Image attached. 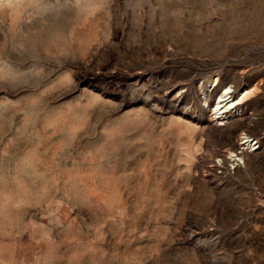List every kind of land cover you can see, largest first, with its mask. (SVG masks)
<instances>
[{"label": "rangeland", "instance_id": "1", "mask_svg": "<svg viewBox=\"0 0 264 264\" xmlns=\"http://www.w3.org/2000/svg\"><path fill=\"white\" fill-rule=\"evenodd\" d=\"M0 264H264V0H0Z\"/></svg>", "mask_w": 264, "mask_h": 264}, {"label": "bare ground", "instance_id": "2", "mask_svg": "<svg viewBox=\"0 0 264 264\" xmlns=\"http://www.w3.org/2000/svg\"><path fill=\"white\" fill-rule=\"evenodd\" d=\"M229 93H230V89H227L223 94L219 96L216 107L214 109V114H216L217 117L223 116L226 112L233 109L236 105L242 103L248 95V92L245 94H241L238 100L234 102L228 96ZM244 139L245 140L243 145H247V147L252 148L253 147L252 140L250 141L248 138H244Z\"/></svg>", "mask_w": 264, "mask_h": 264}]
</instances>
